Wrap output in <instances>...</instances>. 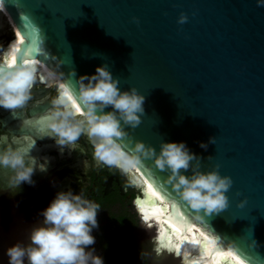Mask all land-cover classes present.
<instances>
[{
  "label": "water",
  "instance_id": "obj_1",
  "mask_svg": "<svg viewBox=\"0 0 264 264\" xmlns=\"http://www.w3.org/2000/svg\"><path fill=\"white\" fill-rule=\"evenodd\" d=\"M0 3V16L13 27L14 37L21 28L31 34L28 54L22 33L15 57L17 65L38 61L34 82L61 90L57 81L48 84L42 78L45 64L83 111L79 78L107 65L121 91L134 87L145 97L142 123L134 130L125 126L129 137L116 141L126 155L134 154L136 141L157 153L162 142H184L201 158L200 171L217 170L231 177L228 208L204 215L181 199L167 183L169 174L157 169L153 160L141 157L135 166L163 193V200H157L169 203L166 215L178 212V218L215 237V247L247 264H264V0ZM181 13L188 17L184 24L177 22ZM6 65L2 69L7 70ZM71 110L75 111L73 106ZM210 137H216L215 144L209 143ZM200 143L208 144L207 149ZM184 174L190 176L191 168ZM145 186V180L138 182L134 203L145 194ZM245 198L246 204L238 207ZM7 230L0 227V261L9 263L7 249L16 242ZM152 239V264H185L183 255L158 252L155 234Z\"/></svg>",
  "mask_w": 264,
  "mask_h": 264
},
{
  "label": "clouds",
  "instance_id": "obj_2",
  "mask_svg": "<svg viewBox=\"0 0 264 264\" xmlns=\"http://www.w3.org/2000/svg\"><path fill=\"white\" fill-rule=\"evenodd\" d=\"M187 20L188 17L181 13L177 22L184 24ZM133 21L139 24L137 18ZM6 69H0V108L12 111L24 107L31 98L35 69L27 61L19 65L11 61ZM78 82L79 100L84 110L76 106L68 87L61 84L60 95L52 102L54 110L45 120L47 135L55 138L58 145L74 148L73 143L86 133L94 145L98 164L119 166L127 171L140 164L141 157L153 160L157 169L169 174L167 183L196 213L219 214L228 208L226 193L233 184L231 177L221 176L217 170L200 171L201 158L191 153L184 142H162L158 153L141 141L135 142L132 156L120 150L116 141L129 137L125 126L134 130L142 123L145 97L136 88L121 91L119 80L112 77L107 65L97 67L91 76H81ZM57 106H64V110ZM72 106H75L74 112ZM109 106L113 110L105 112ZM76 114L84 116V121L76 120ZM215 140L216 137H210L209 143L215 144ZM200 147L206 150L208 144L200 143ZM192 161H196L194 166ZM35 164L36 161L22 149L0 151V167L13 173L4 188L33 184ZM190 168L192 174L185 175ZM40 170L46 171V166L40 165ZM246 202L245 198L237 206L243 207ZM98 211L99 205L83 198L81 193L58 192L41 213L42 225L31 229L30 243H17L7 249L9 264H25V261L27 264H104L103 258L94 254V249L86 250L95 243L92 231L99 227Z\"/></svg>",
  "mask_w": 264,
  "mask_h": 264
},
{
  "label": "flooded vegetation",
  "instance_id": "obj_3",
  "mask_svg": "<svg viewBox=\"0 0 264 264\" xmlns=\"http://www.w3.org/2000/svg\"><path fill=\"white\" fill-rule=\"evenodd\" d=\"M17 38L13 27L0 16V69L11 62ZM60 92L56 85L36 80L24 107L12 111L0 108V151L22 149L36 161L34 183H22L15 189L4 188L13 173L0 167V227H8L15 244H29L31 229L42 225L43 210L58 192L71 190L99 205V227L92 231L95 243L86 250L94 249L104 264H152V236L158 230L144 231L146 224L134 203L138 182L133 174L119 166L98 164L94 145L86 133L73 143L74 148L60 146L47 135L45 120L54 110L52 102ZM57 107L64 110V106ZM40 165H45L46 171H41ZM0 264L9 263L0 261Z\"/></svg>",
  "mask_w": 264,
  "mask_h": 264
},
{
  "label": "bare ground",
  "instance_id": "obj_4",
  "mask_svg": "<svg viewBox=\"0 0 264 264\" xmlns=\"http://www.w3.org/2000/svg\"><path fill=\"white\" fill-rule=\"evenodd\" d=\"M1 6L2 5L0 3V7ZM20 39L21 37L18 36L17 40L15 41L16 46L14 48L13 54L11 55V61H12V57L15 55V49L17 48L18 42ZM28 62L30 63L32 67L33 66L35 67L38 63L37 60H30ZM42 66H43L42 68L44 69L42 78L46 80L48 84H51L53 81H57L60 85L62 84V82L58 80V77L54 73H52L45 64H42ZM70 104H71V101H70ZM76 106H79L77 102H76ZM73 108L75 110V106H73ZM128 171H130L133 174L137 182L143 183L145 180V183L147 184V186H145V194L142 197L138 196L135 200V206L138 211L139 209L136 203L137 200L145 202L149 209H151L154 204L157 205L160 209L157 215L161 217L163 221L162 226L166 230L168 236L171 237V240L173 243H181V241L177 239V237L183 236V235H187L189 238H192L193 236H195L197 239L201 241V244L199 246H194V245L188 244L187 242H184L182 244V249H181L182 255L183 253L188 254L187 257L183 255L185 259L195 260L197 262L207 260V261H212L213 264H247L246 262H244L243 260L235 256L234 254H232L231 251L226 250L224 248L215 247V242L213 238L210 235H208L205 231H202L198 226H196L193 223H189L190 229L187 232H184L183 230L177 231L178 225H175L172 221H169L167 219L168 215H166V213H167V209L169 208V203L166 201L165 203V202H160L157 200V198H159L160 200H163V198L161 197V195L158 193L157 190L154 191L153 188H149L150 182L147 179H144V176L141 174V172H139L136 169V167H130ZM140 214L143 216V219H144V214L141 212ZM148 221H150V223L153 225L154 228L157 227V229L155 228L156 232L157 230L159 232L161 221H158L155 217L151 218ZM201 232H204L205 235L208 237V239H205L204 236H201L200 235ZM156 237H158V234L156 235ZM217 249H221V250L217 251Z\"/></svg>",
  "mask_w": 264,
  "mask_h": 264
},
{
  "label": "snow or ice",
  "instance_id": "obj_5",
  "mask_svg": "<svg viewBox=\"0 0 264 264\" xmlns=\"http://www.w3.org/2000/svg\"><path fill=\"white\" fill-rule=\"evenodd\" d=\"M23 33V38L21 40V43H24V40H27V44L25 45V55L28 54V51L30 50V46L32 44V40H31V34L28 32V30L26 28H21L18 32L17 35L21 36V34ZM12 62L17 63V59L15 56L12 57ZM26 62V61H22ZM149 188H153L154 191H156V189L154 188L152 183H149ZM161 195V197L163 198V193H159ZM137 206L138 209L141 213L144 214V220L147 222L148 220H150L151 218L155 217L158 221H161V226L159 228V232H158V237H157V241L159 244V247L157 249L158 252H166L168 255H174L177 258H180L182 256V244L184 242H187L188 244L194 245V246H199L201 244V241L199 239H197L195 236H193L192 238H189L187 235H183V236H178L177 239H179L181 241V243H173L171 240V237L168 236L166 230L163 228L162 226V219L159 215H157V213H159L160 209L157 205H153V207L151 209H149L146 205L145 202L137 200ZM173 208L176 207L175 204L172 205ZM179 217V213L177 212L174 215H170L167 217V219L169 221H172L175 225H178L177 231L183 230L184 232H187L190 229V224L182 219V218H178ZM149 227H153L152 224L148 225ZM201 236H204L205 239H208V237L205 235L204 232L200 233ZM214 242L216 240V238H213ZM221 249H217V251H220ZM183 255L185 257H187V253H183ZM185 264H213L212 261H200L197 262L195 260H189L186 259L185 260Z\"/></svg>",
  "mask_w": 264,
  "mask_h": 264
},
{
  "label": "rangeland",
  "instance_id": "obj_6",
  "mask_svg": "<svg viewBox=\"0 0 264 264\" xmlns=\"http://www.w3.org/2000/svg\"><path fill=\"white\" fill-rule=\"evenodd\" d=\"M131 211H132L133 213L135 212L134 209H133V207H131ZM143 224H144V223H143ZM146 224H149V223L146 222ZM143 228H144V231L147 232V233H151V232L155 231L154 228L146 227V225H143Z\"/></svg>",
  "mask_w": 264,
  "mask_h": 264
}]
</instances>
